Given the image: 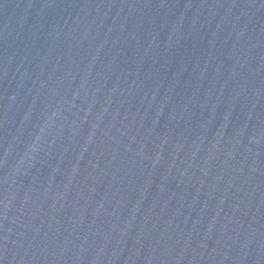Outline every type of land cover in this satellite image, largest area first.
<instances>
[{
    "label": "water",
    "instance_id": "95a60500",
    "mask_svg": "<svg viewBox=\"0 0 264 264\" xmlns=\"http://www.w3.org/2000/svg\"><path fill=\"white\" fill-rule=\"evenodd\" d=\"M0 264H264V0H0Z\"/></svg>",
    "mask_w": 264,
    "mask_h": 264
}]
</instances>
